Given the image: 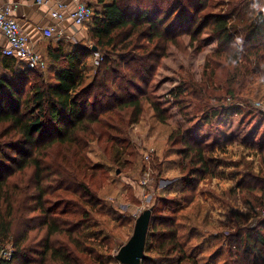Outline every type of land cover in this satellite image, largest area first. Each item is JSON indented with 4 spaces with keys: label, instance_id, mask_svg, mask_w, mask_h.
Returning <instances> with one entry per match:
<instances>
[{
    "label": "trees",
    "instance_id": "trees-1",
    "mask_svg": "<svg viewBox=\"0 0 264 264\" xmlns=\"http://www.w3.org/2000/svg\"><path fill=\"white\" fill-rule=\"evenodd\" d=\"M96 1L89 35L103 60L95 72L88 64L93 51L65 41L48 43L46 75L15 59L0 60V241L15 249L13 259L2 264H118L89 223L101 203L87 187L98 169L86 162V151L95 141L110 143L125 122L138 124L144 102L166 122L163 106L145 88L151 64L166 56L177 37L188 34L196 40L210 33L219 47L214 56L235 66L232 93L242 72L253 69L264 76V8L242 18L246 4L254 7L258 0H230L223 6L226 13L205 16V0L178 5L175 0ZM233 110L224 105L215 117L231 116ZM176 136L184 147L180 154L192 163V180L181 184L193 188L215 174L217 146L193 143L181 131L171 141ZM6 138L11 139L4 143ZM63 148L75 163L67 166L66 157L63 163L48 160ZM259 192L264 197V188ZM62 194L75 195L81 205L68 207ZM172 209L159 224L151 219L142 264H199L188 249V234L182 233L183 221ZM237 238L230 241L228 264H264V220Z\"/></svg>",
    "mask_w": 264,
    "mask_h": 264
},
{
    "label": "rangeland",
    "instance_id": "rangeland-1",
    "mask_svg": "<svg viewBox=\"0 0 264 264\" xmlns=\"http://www.w3.org/2000/svg\"><path fill=\"white\" fill-rule=\"evenodd\" d=\"M228 1L205 0L207 8L201 16L226 13L228 8L223 6ZM258 1L254 7L246 4L242 18H253L264 8V0ZM67 41L66 45L95 48L89 32L83 40ZM46 43L55 46L58 41ZM99 53L103 58V52ZM218 53L217 41L208 31L196 40L188 34L177 37L166 56L151 64L154 67L145 88L163 106L166 122H160L152 106L144 102L138 124L125 122L114 131L110 143L89 145L86 162L98 170L87 187L101 203L90 213L89 223L95 226L96 238L108 242L113 260L132 237L137 218L148 209L155 208L152 219L159 224L174 206L170 211L183 221L182 233L188 234V249L199 264H228L230 241L264 220V197L259 192L264 188V76L253 69L249 74L242 72L232 93L229 85L237 75L235 66L214 56ZM88 64L93 72L97 70L92 57ZM178 91L182 94L176 99ZM224 105L232 107L233 114L216 118ZM178 131L188 134L193 143L217 146L215 174L196 181L193 188L184 181L181 184L192 178V163L180 154L184 150L181 138L171 141ZM59 150L48 160L63 163L66 157L69 166L74 157L66 156L65 148ZM61 198L67 206L81 205L73 194ZM82 207L86 208L85 203Z\"/></svg>",
    "mask_w": 264,
    "mask_h": 264
},
{
    "label": "crops",
    "instance_id": "crops-1",
    "mask_svg": "<svg viewBox=\"0 0 264 264\" xmlns=\"http://www.w3.org/2000/svg\"><path fill=\"white\" fill-rule=\"evenodd\" d=\"M63 4V9L59 4ZM88 4L93 8L96 7V0H44V4L38 6L33 0H0V8L10 6L12 15L19 23L22 31L28 35L31 47L41 53L43 57L47 55V41L56 40L58 42L75 39L83 40L88 36L89 24L84 27H77L70 19V13L75 11L80 4ZM58 11L64 16L62 21L52 19V12ZM63 32V38L58 35L48 38L44 35V29L56 27ZM59 31V30H58ZM67 41V42H68ZM8 46L7 40L0 31V60L4 58L3 49Z\"/></svg>",
    "mask_w": 264,
    "mask_h": 264
},
{
    "label": "built area",
    "instance_id": "built-area-1",
    "mask_svg": "<svg viewBox=\"0 0 264 264\" xmlns=\"http://www.w3.org/2000/svg\"><path fill=\"white\" fill-rule=\"evenodd\" d=\"M38 6L44 4V0H33ZM64 5L59 4V8L63 9ZM52 19L56 21H62L64 16L58 11H54L51 14ZM94 17V8L88 4H80L77 9L70 13V19L77 27H84ZM51 27L44 29V35L48 38H53L56 34L58 37L63 38V32L61 29ZM59 30V31H58ZM0 31L5 36L8 46L3 49V55L10 59H15L23 63L28 69L43 73L46 71V60L41 53L36 52L30 44V39L25 34L19 23L12 15V8L10 6H4L0 8ZM102 57L99 51L93 52V61L96 66H99L102 62ZM259 108L263 109V105L257 104ZM15 249L12 244H3L0 241V264L5 261H11L14 257Z\"/></svg>",
    "mask_w": 264,
    "mask_h": 264
},
{
    "label": "water",
    "instance_id": "water-1",
    "mask_svg": "<svg viewBox=\"0 0 264 264\" xmlns=\"http://www.w3.org/2000/svg\"><path fill=\"white\" fill-rule=\"evenodd\" d=\"M93 52L97 48L92 49ZM152 209L145 210L136 220L129 241L120 248L115 259L119 264H142L146 259V243L152 219Z\"/></svg>",
    "mask_w": 264,
    "mask_h": 264
}]
</instances>
